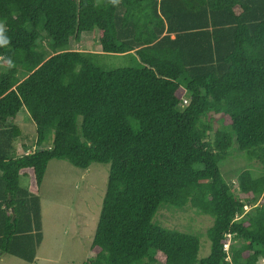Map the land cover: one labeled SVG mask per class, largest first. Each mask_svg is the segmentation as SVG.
<instances>
[{"label":"trees","instance_id":"1","mask_svg":"<svg viewBox=\"0 0 264 264\" xmlns=\"http://www.w3.org/2000/svg\"><path fill=\"white\" fill-rule=\"evenodd\" d=\"M0 21V253L35 260L39 190L59 159L109 164L81 264H259L264 0H0ZM90 31L100 52L69 47ZM105 53L137 65L104 68ZM22 107L31 142L14 123ZM232 145L262 168L236 189L219 166ZM186 205L212 218L205 256L198 234L155 220Z\"/></svg>","mask_w":264,"mask_h":264},{"label":"rangeland","instance_id":"2","mask_svg":"<svg viewBox=\"0 0 264 264\" xmlns=\"http://www.w3.org/2000/svg\"><path fill=\"white\" fill-rule=\"evenodd\" d=\"M81 35V40H71L70 48L100 52V45L93 32ZM99 61L108 69L137 65L134 56L128 54L105 53L99 56ZM14 123L27 135L25 141L31 142L35 139L34 124L24 107L15 116ZM19 143L21 141L16 148L22 152ZM234 147L232 145L231 153L219 166L228 182L236 189V176L241 170L250 169L257 175L262 172V168L256 160L246 159L237 147L233 152ZM108 170V163L93 162L88 168L82 169L67 160L51 159L39 190L43 239L37 249L35 261L29 263L0 253V264H81L92 256L89 246L98 219ZM26 181L25 177H21L22 185ZM243 209L248 212L251 208L246 205ZM155 220L168 228L198 234L199 254H208L206 230L212 224L209 215L197 212L190 205L182 208L162 207L155 215ZM258 263L264 264V256L259 258Z\"/></svg>","mask_w":264,"mask_h":264},{"label":"clouds","instance_id":"3","mask_svg":"<svg viewBox=\"0 0 264 264\" xmlns=\"http://www.w3.org/2000/svg\"><path fill=\"white\" fill-rule=\"evenodd\" d=\"M112 2L115 3L116 0H112ZM3 32H4V27L3 25H0V44L7 43L6 39L4 38Z\"/></svg>","mask_w":264,"mask_h":264},{"label":"built area","instance_id":"4","mask_svg":"<svg viewBox=\"0 0 264 264\" xmlns=\"http://www.w3.org/2000/svg\"><path fill=\"white\" fill-rule=\"evenodd\" d=\"M183 102L185 103L186 100L184 99ZM243 207H246V205H244ZM227 245L228 246V242L224 244V246ZM227 246H226V249H227Z\"/></svg>","mask_w":264,"mask_h":264},{"label":"crops","instance_id":"5","mask_svg":"<svg viewBox=\"0 0 264 264\" xmlns=\"http://www.w3.org/2000/svg\"><path fill=\"white\" fill-rule=\"evenodd\" d=\"M0 25H3V23L0 21ZM82 36V35H81ZM20 145V147L22 148V144L21 143H19ZM23 149V148H22ZM36 258V257H35ZM35 261V260H34Z\"/></svg>","mask_w":264,"mask_h":264}]
</instances>
